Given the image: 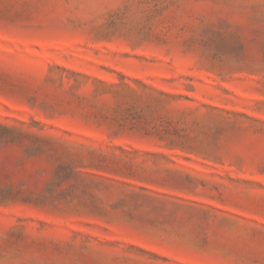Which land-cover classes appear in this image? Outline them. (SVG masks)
Wrapping results in <instances>:
<instances>
[{
	"label": "rangeland",
	"instance_id": "1",
	"mask_svg": "<svg viewBox=\"0 0 264 264\" xmlns=\"http://www.w3.org/2000/svg\"><path fill=\"white\" fill-rule=\"evenodd\" d=\"M0 264H264V0H0Z\"/></svg>",
	"mask_w": 264,
	"mask_h": 264
}]
</instances>
